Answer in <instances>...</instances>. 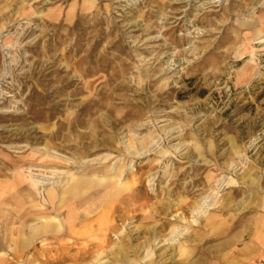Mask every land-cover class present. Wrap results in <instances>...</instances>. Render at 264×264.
Masks as SVG:
<instances>
[{
	"label": "rangeland",
	"instance_id": "1",
	"mask_svg": "<svg viewBox=\"0 0 264 264\" xmlns=\"http://www.w3.org/2000/svg\"><path fill=\"white\" fill-rule=\"evenodd\" d=\"M262 199L264 0H0V264H193Z\"/></svg>",
	"mask_w": 264,
	"mask_h": 264
},
{
	"label": "crops",
	"instance_id": "2",
	"mask_svg": "<svg viewBox=\"0 0 264 264\" xmlns=\"http://www.w3.org/2000/svg\"><path fill=\"white\" fill-rule=\"evenodd\" d=\"M256 207L240 215L239 224L232 218L224 231L214 229L205 247L208 256L193 264H264V199Z\"/></svg>",
	"mask_w": 264,
	"mask_h": 264
},
{
	"label": "bare ground",
	"instance_id": "3",
	"mask_svg": "<svg viewBox=\"0 0 264 264\" xmlns=\"http://www.w3.org/2000/svg\"><path fill=\"white\" fill-rule=\"evenodd\" d=\"M78 182V181H77ZM35 183L37 184V185H39V184H43V182L41 181V180H37V179H35ZM76 183V182H75ZM76 185V184H75ZM72 188H74L75 189V187H72ZM78 188V187H77ZM77 190V189H76ZM79 190V189H78ZM74 191V190H73ZM21 192V191H20ZM74 193V192H73ZM22 194V193H21ZM20 194V195H21ZM69 194V193H68ZM27 196V195H26ZM63 200V199H62ZM65 201V200H64ZM61 202V201H60ZM47 210V209H46ZM57 210H59V209H57ZM20 212V211H19ZM66 224V223H65ZM33 225V224H32ZM60 228V227H59ZM71 228V227H70ZM53 229V228H52ZM51 229V230H52ZM54 230H56V229H54ZM37 231V230H36ZM30 232V231H29ZM39 232V231H38ZM53 232V231H52ZM75 232V231H74ZM45 233V232H44ZM35 234V233H34ZM32 235V234H31ZM20 236V235H19ZM53 236V235H52ZM61 236V235H60ZM22 240V239H21ZM21 240H19V241H21Z\"/></svg>",
	"mask_w": 264,
	"mask_h": 264
}]
</instances>
